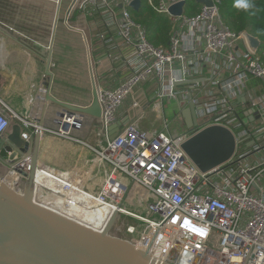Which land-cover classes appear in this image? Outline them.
I'll return each mask as SVG.
<instances>
[{"label":"built area","instance_id":"2783aa9c","mask_svg":"<svg viewBox=\"0 0 264 264\" xmlns=\"http://www.w3.org/2000/svg\"><path fill=\"white\" fill-rule=\"evenodd\" d=\"M135 1L73 0L64 20L69 29L82 33L72 24L75 11L88 7L97 17L92 30L98 29L97 44L108 55L96 61L93 43L85 41L99 118L82 116L77 121V114L66 116L67 131L49 130L37 125L32 113L17 115L0 96V139L18 123L25 141L50 132L87 148L92 156L61 172L43 165L33 168L27 156L10 171H50L60 189L51 190L55 197L86 214L107 209L105 228L158 263L245 264L250 252L246 264H264V48L253 52L245 34L224 23L221 0H210V7L198 0H141L140 9L146 5L172 23L168 46H156L132 16ZM179 3L183 14L173 16L170 8ZM107 68L127 74L114 89L100 85L109 70L102 75L98 71ZM241 75L244 79L238 81ZM153 82L151 105L110 140L109 129L125 102L132 100L130 110L141 108L133 98L142 85ZM190 94L198 128L172 132L165 103L176 104L172 121L178 122ZM143 100L149 101L145 96ZM151 113L163 120V129L142 128L140 123ZM38 117L42 119L41 111ZM212 126L228 129L236 150L228 162L202 173L182 144ZM76 132L93 133L95 141L76 138ZM18 175L25 184L26 178Z\"/></svg>","mask_w":264,"mask_h":264},{"label":"water","instance_id":"95a60500","mask_svg":"<svg viewBox=\"0 0 264 264\" xmlns=\"http://www.w3.org/2000/svg\"><path fill=\"white\" fill-rule=\"evenodd\" d=\"M198 2L208 7L213 6L210 0ZM131 7L138 11L141 0L133 2ZM170 13L173 16L182 15L183 3L171 7ZM244 34L249 48L253 52L259 51L261 41L247 33ZM51 61L50 54L47 59L46 79L43 81V100L46 106L42 108L46 109L48 104L59 108L56 119L63 131L68 130V124L63 120L66 116L77 114L81 117L99 118L101 109L95 91L89 107H77L51 95ZM140 94L138 92L134 99L141 108L130 110L128 117L110 127V140L117 137L137 114L142 110L146 111L151 105L149 101L142 102ZM188 102V108H180L179 112L187 129L193 132L198 128V121L191 94L188 96ZM80 118H77V121ZM21 135L22 127L16 123L11 131L0 139V164L6 168V172L7 169H13L16 164L23 162L27 156H32L33 168L39 163V149L43 138L36 134L31 135L29 141H25ZM182 149L202 173H208L233 157L236 141L228 129L212 126L189 137L182 144ZM17 172L28 179L27 184H23L24 188H19L20 191L10 188L0 175V264H161L151 260L147 253L137 249L130 242L112 235L110 227L97 232L36 203L33 194L37 186L33 184V172L29 175L20 170ZM20 183L22 180L18 182V186Z\"/></svg>","mask_w":264,"mask_h":264},{"label":"crops","instance_id":"0c3cea01","mask_svg":"<svg viewBox=\"0 0 264 264\" xmlns=\"http://www.w3.org/2000/svg\"><path fill=\"white\" fill-rule=\"evenodd\" d=\"M72 1L0 0V96L17 115L25 116L32 113L34 122L39 126L43 123V127L49 130H59L61 128L56 119L59 108L48 104L46 109H39L46 106L43 100L45 97L43 81L46 79L47 59L50 54L52 55L50 71L53 74L51 95L62 102L77 107H88L93 101L94 90L88 74V46L85 37L93 43L91 45L92 56L96 61L103 60L108 55L107 51L97 44L98 29L92 30L97 17L91 8L85 7L76 10L72 17V24L79 29H83L82 33L69 29L65 23L64 26H59V22L65 20ZM98 72L100 75L106 72L100 79V85L109 89L116 88L127 76L126 72L121 69L110 70L107 68ZM85 82H88V84L90 82V93L87 92L88 87ZM153 88L154 82L142 85L138 91L141 93V99L145 96L151 102L156 95ZM131 105V99L125 102L123 108L119 111L118 121H122L129 116ZM174 109H176V106ZM39 111L42 112L41 120H38ZM80 117L81 115L78 118ZM180 119L182 120V118ZM82 120L83 117L79 121ZM50 134V132H46L44 136L47 135L48 138L52 135ZM72 134L76 138L87 142L88 136H84L83 133L76 132ZM47 138H44L45 141ZM45 141L40 146L38 158L43 166L49 165L48 167L51 166L55 170L70 171L79 165L81 160L89 156L77 152V145L79 144L65 140L61 143L62 146L57 155L64 153L67 164L64 163V158L62 165L52 166L47 163V160L40 157L43 148L47 146ZM9 171L7 169L6 172V168L0 164V175L8 179ZM24 186L23 184L19 185L21 189ZM45 191L41 188L36 189L35 196L38 202L46 204L61 213L63 212L60 211V208H69L66 205H59L60 200L50 192ZM52 200L56 203H53ZM72 207L83 210L78 206L72 205ZM95 228H98V226H95Z\"/></svg>","mask_w":264,"mask_h":264},{"label":"trees","instance_id":"16d2710c","mask_svg":"<svg viewBox=\"0 0 264 264\" xmlns=\"http://www.w3.org/2000/svg\"><path fill=\"white\" fill-rule=\"evenodd\" d=\"M253 3L254 8L245 12L233 6L234 0H221L220 13L231 30L256 37L262 43L261 48H264V0H253ZM131 13L134 20L147 30L152 44L168 46L172 27L168 17L157 14L146 5L138 11L131 10Z\"/></svg>","mask_w":264,"mask_h":264},{"label":"rangeland","instance_id":"374dc122","mask_svg":"<svg viewBox=\"0 0 264 264\" xmlns=\"http://www.w3.org/2000/svg\"><path fill=\"white\" fill-rule=\"evenodd\" d=\"M64 23L65 21L63 20L59 22V26H64ZM262 25L260 24V27ZM85 84H87V92L90 93V82L88 84V82H85ZM174 107H175V103H165V110L167 111L168 113V117L169 119L171 120V131L172 132H175L177 131V129L181 130V133H184L185 131H183L184 129H182V127L180 126V120L178 121H172L174 116H173V111H174ZM169 120V121H170ZM176 120V118L174 119ZM142 128L145 129V130H161L164 128V124H163V120L161 119H158L157 116L153 113L149 114V116H147L146 118H144V120H142V122L140 123ZM175 125V126H174ZM51 135V134H50ZM85 135V134H84ZM88 138L86 139L87 140V143H93L95 141L94 137L95 135L93 133H91V135H87ZM47 138V135L46 136H43V139H42V143H44L45 139L44 138ZM52 142H50V141ZM65 140L62 139H59V137L55 136V135H51L49 136L47 139H46V143H47V146H45V148H43L44 150H42V153L40 155V157L42 159H45L47 160V163L50 164V165H62V162L65 158V161L64 163L67 164V158L66 156H64V153H60V155H57L58 151H60V148L62 146V142H64ZM57 143V144H55ZM58 143H60L58 145ZM58 146V147H56ZM77 149L78 151L77 152H81L80 154H88L89 156H92V153L85 147L81 146V145H77ZM70 159V162L71 161V158ZM49 166V165H47ZM51 167V166H50ZM52 168V167H51ZM26 184H27V181L28 179L26 178ZM25 184V185H26ZM135 189H138V188H135ZM135 197V193L134 192H131L130 193V199H134ZM70 208H60V211H62L63 213H69L70 211ZM71 217H75L76 219H80L81 222H87L89 224V226L93 227L94 226H98L99 228H102L104 227V224L102 223V219H103V216L107 213V210H103L101 208L99 209H96L94 210L93 213H89V214H86L83 212V210H80V209H73V211H71Z\"/></svg>","mask_w":264,"mask_h":264},{"label":"bare ground","instance_id":"6f19581e","mask_svg":"<svg viewBox=\"0 0 264 264\" xmlns=\"http://www.w3.org/2000/svg\"><path fill=\"white\" fill-rule=\"evenodd\" d=\"M39 109L41 110L42 107L39 108ZM37 165H41L42 166L43 164L39 161V163ZM46 167H48V166H46ZM48 168L51 169V167H48ZM57 171L58 172H61L59 170H57ZM32 172H33V182H34V185L37 186V188H41L43 190H46V191L50 192L53 196L55 194L52 193L51 190L53 192H59L60 191V189L58 188V186L54 183V180L52 179V176H51L52 173L50 171H46V170L45 171L44 170L43 171H35V169L33 171V169H32V171H31L30 174H32ZM8 176H9L8 179H7V177H3L4 178V181L7 183V185H9L10 188H13V189H16L17 191H20V189H19L20 187L18 186V182H19V177L20 176L18 175L17 170L16 171H9ZM33 196H34V200L36 201V203H38V204H40V205H42V206H44V207H46V208H48L50 210H53L55 212H58L61 215L65 216V217H67V218H69L71 220H75L76 222L82 224L83 226L88 227L89 229H92V230L97 231V232H102V231H105V229H106L105 226L103 227V229L102 228L101 229L100 228H93V227L89 226L88 224H86L85 222H81L80 219H76L75 217H71V214H72L71 211H73V209H71L70 207H72V206L67 205L66 199L63 198L62 196H60L61 199H59V198H57L55 196L54 197L60 200V204L59 205L69 206V208H70L69 211L70 212L67 213V214L66 213H61L58 210H56V209H54V208H52V207H50V206H48L46 204H43V203L38 202V200L36 199L35 193L33 194ZM52 202L53 203H56L53 200H52Z\"/></svg>","mask_w":264,"mask_h":264},{"label":"clouds","instance_id":"9594fccd","mask_svg":"<svg viewBox=\"0 0 264 264\" xmlns=\"http://www.w3.org/2000/svg\"><path fill=\"white\" fill-rule=\"evenodd\" d=\"M233 6L235 8H237L238 10H242V11H249L250 9L254 8V3L253 0H234V4ZM244 79L243 75H241L240 77H238V81H242ZM186 227H189L190 225L186 222L185 224ZM193 231H201L199 229H193ZM201 234H203V232L201 231ZM183 264V262H182Z\"/></svg>","mask_w":264,"mask_h":264},{"label":"flooded vegetation","instance_id":"af4514ba","mask_svg":"<svg viewBox=\"0 0 264 264\" xmlns=\"http://www.w3.org/2000/svg\"><path fill=\"white\" fill-rule=\"evenodd\" d=\"M181 120V119H180ZM180 122V126L182 127V129H184L183 131H185L184 133H190L191 132V130L190 129H187V127H186V124H185V121L182 119L181 121H179ZM71 209H75V207L73 208V207H70ZM85 223L86 224H88L86 221H85ZM89 225V224H88ZM94 228H95V226H94ZM99 228V227H98ZM101 229V228H100Z\"/></svg>","mask_w":264,"mask_h":264}]
</instances>
